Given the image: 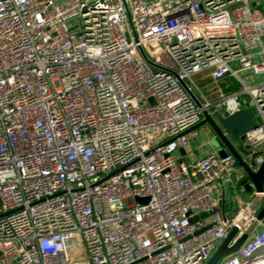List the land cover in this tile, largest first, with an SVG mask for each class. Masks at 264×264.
Wrapping results in <instances>:
<instances>
[{
  "label": "built area",
  "instance_id": "built-area-1",
  "mask_svg": "<svg viewBox=\"0 0 264 264\" xmlns=\"http://www.w3.org/2000/svg\"><path fill=\"white\" fill-rule=\"evenodd\" d=\"M263 1L0 0V264H206L244 216L220 264H264L255 185L195 129L253 111L262 165Z\"/></svg>",
  "mask_w": 264,
  "mask_h": 264
},
{
  "label": "water",
  "instance_id": "water-1",
  "mask_svg": "<svg viewBox=\"0 0 264 264\" xmlns=\"http://www.w3.org/2000/svg\"><path fill=\"white\" fill-rule=\"evenodd\" d=\"M185 88L189 91L187 84L183 83ZM193 99L198 105L200 103L196 100L195 96L189 91ZM204 119L195 128L208 126L216 135L215 143L217 149L225 151L221 156L231 154L239 163V165L246 172L248 179L243 182L248 191H251L247 181H251L255 185L256 195L249 208V213L257 214L258 220L264 218V161L257 171H254L249 164L245 162L239 150L235 147L234 141H243L246 133L258 129L259 123L254 117L251 110H245L235 113L231 116L223 117L217 115L214 119L207 112L203 113ZM226 133L229 135L227 136ZM248 222V216H244L238 224L232 228L231 232L224 241L218 246L211 258L206 264H220L226 257L237 253L249 238L248 234L242 235L236 239L239 232L244 228Z\"/></svg>",
  "mask_w": 264,
  "mask_h": 264
},
{
  "label": "rangeland",
  "instance_id": "rangeland-1",
  "mask_svg": "<svg viewBox=\"0 0 264 264\" xmlns=\"http://www.w3.org/2000/svg\"><path fill=\"white\" fill-rule=\"evenodd\" d=\"M232 68H234L236 70L237 69V66L235 64H232ZM234 143H235V146L239 149V151H241L245 155V157L247 158V160L250 162L251 161V158H248L247 157L249 153H248V151L242 149L241 142L240 141H234ZM213 146H216V143L215 142H213ZM218 152L220 153V155L225 153V151H223L222 149L221 150L218 149Z\"/></svg>",
  "mask_w": 264,
  "mask_h": 264
},
{
  "label": "clouds",
  "instance_id": "clouds-1",
  "mask_svg": "<svg viewBox=\"0 0 264 264\" xmlns=\"http://www.w3.org/2000/svg\"><path fill=\"white\" fill-rule=\"evenodd\" d=\"M45 244H46V246L51 247L53 242L52 241H47V242H45Z\"/></svg>",
  "mask_w": 264,
  "mask_h": 264
},
{
  "label": "crops",
  "instance_id": "crops-1",
  "mask_svg": "<svg viewBox=\"0 0 264 264\" xmlns=\"http://www.w3.org/2000/svg\"><path fill=\"white\" fill-rule=\"evenodd\" d=\"M263 6H264V1H263Z\"/></svg>",
  "mask_w": 264,
  "mask_h": 264
}]
</instances>
